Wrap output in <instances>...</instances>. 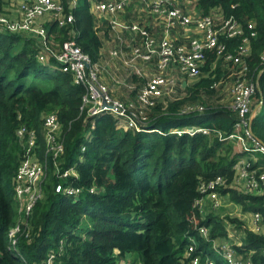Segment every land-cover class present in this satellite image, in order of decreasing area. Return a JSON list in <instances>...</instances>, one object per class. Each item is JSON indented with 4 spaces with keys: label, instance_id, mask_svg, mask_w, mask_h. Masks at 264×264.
<instances>
[{
    "label": "trees",
    "instance_id": "1",
    "mask_svg": "<svg viewBox=\"0 0 264 264\" xmlns=\"http://www.w3.org/2000/svg\"><path fill=\"white\" fill-rule=\"evenodd\" d=\"M61 1L68 11L70 0ZM77 2L71 10L73 22L65 27L46 25L49 42L58 49L62 42L73 39L92 61L103 62L104 48L113 44L109 25L102 22L97 28L89 0ZM197 7L203 14L219 7L225 17L253 22L255 37L250 36L252 30L244 29L241 37H222L219 42L225 45L222 55L234 54L243 36L250 38L251 54L246 61L250 71H261L251 106L263 96L251 130L264 143V66L260 60L264 0H198ZM37 50L38 43L30 36L0 32V264H39L50 250L55 252L53 264H189L185 251L191 236L197 242L194 254L227 264L211 246L215 238L227 239L225 221L213 212L200 218L194 202L200 197L199 182L216 175L230 179L241 155L231 142L216 135L230 134L237 119L225 109V87L218 84L237 64L226 66L216 49L206 50L203 75L195 82L176 85L171 96L146 110L149 126L157 131L119 130L113 117L103 114L94 118L92 137L87 139L89 124L80 109L84 88L72 83L70 73L54 68L53 58L48 64L38 62ZM112 67L113 73L123 75L115 61ZM106 82L112 96L135 110L142 107L136 89L112 85L108 77ZM197 104L205 113L175 114L184 106ZM49 113H55L62 126L64 167L74 165L78 178L70 179L82 191L76 199L56 193L54 187L61 180L52 174L49 163L44 196L28 216L30 230L26 236L21 229L13 247L7 231L14 224L13 182L21 154L15 131L20 125L35 130L41 156L42 118ZM182 127H205L209 133H168ZM91 187L94 192L88 191ZM221 192L243 212L260 213L264 223V192ZM226 217L242 236L240 245L234 247L237 253L246 256L251 252L252 264H264V233L243 228L240 217ZM199 225L209 228V240L198 233ZM129 253H138L140 260L125 263Z\"/></svg>",
    "mask_w": 264,
    "mask_h": 264
},
{
    "label": "built area",
    "instance_id": "2",
    "mask_svg": "<svg viewBox=\"0 0 264 264\" xmlns=\"http://www.w3.org/2000/svg\"><path fill=\"white\" fill-rule=\"evenodd\" d=\"M89 2V11L96 20V27L107 22L110 28L113 44L104 48L107 55L103 62L92 61L73 39L62 42L58 49L49 42L46 25L53 23L57 27H65L73 22L71 10L77 6V0H70L68 11H65L61 0H0V32L24 34L34 38L38 43L35 55L37 61L48 64L49 59L53 58L56 62L52 64L54 68L70 73L72 83L84 88L80 109L84 112V121L89 124L85 132L87 139L92 137L94 118L103 114L113 117L116 129L157 131L149 126L146 110L152 109L158 100L171 96L176 85L184 81L190 82L188 80H198L203 75L201 68L205 51L216 49L218 58H222L226 66L230 62L238 66L235 70L230 68L226 77L222 76L218 82L225 87V109L234 112L237 119L230 134L223 137L217 132L216 135L231 142L241 155L233 165L230 179L224 175H216L212 179L199 182L200 197L194 202V207L198 208L202 218L221 208L227 201L225 195H222L223 189L241 193H263L264 144L253 134L250 122L255 106H251L253 94L261 71L256 74L250 71L247 64L246 59L251 54L250 38L243 36L234 54L222 55L225 45L219 42L222 37H241L244 29L252 30L250 36L255 37L253 22L237 21L233 16L225 17L219 7L212 8L209 14H203L197 7L198 0ZM260 60L264 66V50ZM113 61L117 63L116 69L122 71V76L113 73ZM106 77L112 85L136 89L142 107L135 110L131 105H126L112 96ZM203 113L205 108L197 104L184 106L175 114ZM15 132L21 154L13 182L16 202L14 224L7 231V240L13 247L21 229L26 230V236L30 230L28 216L34 204L44 196L43 183L49 163L52 174L61 180L54 187L56 193L76 199L82 191L81 188L73 186V180L70 179L78 178L74 165L64 167V137L55 113L45 114L42 118L41 136L44 147L41 156L38 155L40 144L35 130L20 125ZM195 132L209 133V130L205 127L191 130L182 127L172 128L168 133L180 135ZM84 149L85 145H82L81 151ZM88 191L94 192L95 188L91 187ZM250 219L251 229L254 231H259V227L264 225L262 215L258 212H252ZM228 225L232 226L225 222L227 239H213V250L227 264H252L251 252L244 256L235 250L234 247L240 245V242L230 240L235 234ZM197 231L205 240H209L208 227L199 225ZM196 245L195 238L189 237L185 251L189 264H216L208 255L202 259L200 253L194 254ZM54 259L55 252L50 250L39 264H53Z\"/></svg>",
    "mask_w": 264,
    "mask_h": 264
},
{
    "label": "rangeland",
    "instance_id": "3",
    "mask_svg": "<svg viewBox=\"0 0 264 264\" xmlns=\"http://www.w3.org/2000/svg\"><path fill=\"white\" fill-rule=\"evenodd\" d=\"M188 81H190V82H192V81H195V80H188ZM189 82V83H190ZM223 97H225L224 95H223ZM227 97V96H226ZM225 97V98H226ZM224 98V99H225ZM259 103H256V104H254L255 106H254V108H256V110H255V112H259V110H260V107H261V104L260 105H258ZM257 105V106H256ZM119 130H122V129H119ZM19 161H20V158H19V160H18V163H19ZM17 166H18V164H17ZM241 193V192H240ZM224 198H226L227 199V201L222 205V207L221 208H219L218 210H216V211H213V214H217V215H220L222 218H223V220L225 221V222H227V217L226 216H230V217H240L242 220H243V222H244V226H243V228L244 227H246L248 230H250V231H252V232H254V233H263L262 231H261V228H262V225L259 227L260 228V230L259 231H254V230H252L251 229V219H250V217H251V212H243L242 210H241V207L238 205V204H236L235 202H233L231 199H230V197H229V195L228 194H226L225 196H224ZM209 213H211V212H209ZM14 217H15V215H14ZM228 227H229V229H233V232H234V236H232L231 238H230V240L232 241V242H240L241 241V238H242V236H241V233L240 232H238L237 231V229H236V227L233 225V226H229L228 225ZM234 229H236V231L234 230ZM230 235H233V233L232 232H230ZM249 254H250V252H248ZM133 258H135V259H139L140 260V257H139V254L138 253H129V254H127L125 257H124V262L125 263H129L130 261H132V259Z\"/></svg>",
    "mask_w": 264,
    "mask_h": 264
},
{
    "label": "water",
    "instance_id": "4",
    "mask_svg": "<svg viewBox=\"0 0 264 264\" xmlns=\"http://www.w3.org/2000/svg\"><path fill=\"white\" fill-rule=\"evenodd\" d=\"M257 88H258V87H257ZM260 94H262V92H260ZM260 98H261V101L259 102L258 105L262 104L263 96L261 95ZM256 106H257V105H256ZM255 110H256V108H253V110H252V114H251V116H250V122L252 121V119H253V117H254V115H255ZM189 130H191V127H189ZM259 141H260V140H259ZM260 142L263 143L262 141H260ZM263 144H264V143H263Z\"/></svg>",
    "mask_w": 264,
    "mask_h": 264
},
{
    "label": "crops",
    "instance_id": "5",
    "mask_svg": "<svg viewBox=\"0 0 264 264\" xmlns=\"http://www.w3.org/2000/svg\"><path fill=\"white\" fill-rule=\"evenodd\" d=\"M261 231L264 233V225L262 226ZM220 241H222V240H220Z\"/></svg>",
    "mask_w": 264,
    "mask_h": 264
}]
</instances>
